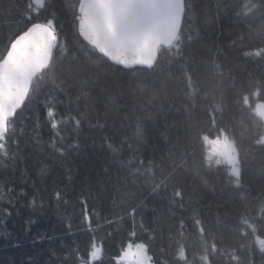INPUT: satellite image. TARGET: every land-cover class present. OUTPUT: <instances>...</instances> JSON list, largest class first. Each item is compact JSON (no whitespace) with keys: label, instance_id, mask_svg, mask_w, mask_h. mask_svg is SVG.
Listing matches in <instances>:
<instances>
[{"label":"snow or ice","instance_id":"1","mask_svg":"<svg viewBox=\"0 0 264 264\" xmlns=\"http://www.w3.org/2000/svg\"><path fill=\"white\" fill-rule=\"evenodd\" d=\"M10 7L15 17H0V165L27 175L26 154L37 153V178L61 174L50 199L33 179L28 206L35 211L37 197L41 210L72 198L81 205L92 244L68 247L63 260L103 264L95 233L120 225L147 237L135 244L136 264H264V105L250 103L264 93V0ZM252 55L260 59L249 63ZM4 191L0 215L10 216V178ZM132 247L122 244L111 264L135 255Z\"/></svg>","mask_w":264,"mask_h":264},{"label":"trees","instance_id":"2","mask_svg":"<svg viewBox=\"0 0 264 264\" xmlns=\"http://www.w3.org/2000/svg\"><path fill=\"white\" fill-rule=\"evenodd\" d=\"M67 2L71 3L72 0H67ZM12 4H14V0H0V17H3L5 14L15 17L16 10L14 7H10ZM5 10H7V13ZM65 32L69 34V38L71 39L70 26L65 28ZM245 51L255 53L258 49H245ZM259 59L260 58L256 55H252L249 58V63L256 62ZM263 99L264 93H261L259 98H257L256 95H252L250 100L252 108L256 109V102ZM128 103L131 107L136 101L133 97L129 96ZM176 120L178 121L179 117H176ZM172 122V118H170L169 123ZM178 127L179 124L177 123V128ZM93 135H95L98 140L99 134L94 133ZM173 138H175L174 133ZM44 139L45 141L49 139L47 127L44 130ZM88 142L91 143V141ZM199 148L202 151L204 150L202 142L200 143ZM97 155L101 158L98 162V166L103 167L104 154L97 152ZM40 160L41 157L37 153L26 154L25 163L28 168L27 175L21 173V168L5 170L3 166L0 165V181L10 178L12 184L16 188L15 207H10L12 214L10 216L0 215V264H28L26 258L29 255L34 257V264H69V262L63 260L68 247H76L78 245L82 252L90 250L93 233L89 232L87 226L81 223V205L75 200V198H72L71 202L67 205L61 203L58 210L54 202L51 207L46 205L45 208L41 210L39 207V197H37V207L35 211L28 206V202L34 194V188L32 186L33 179L37 180L36 187L40 189L46 198L49 199L53 194L54 188L61 183L62 177L59 172H54L52 176L47 179L36 177L35 173L38 168V161ZM221 171H224V169L222 168ZM21 190L27 192L28 195L26 197L19 195ZM8 199H10V196L6 191L0 192V208L8 206L6 203ZM31 219H34L35 223L26 225L25 221ZM69 223L73 226L71 234L65 235L68 231L66 226ZM95 226L96 219L94 217L93 227ZM26 227L28 228V231H25ZM114 228L116 229L114 234L108 235L113 232ZM131 231L132 229L130 227L125 229L120 225H114L112 228L107 226L100 227L95 233V244L100 246L103 241V264H111L109 257L117 254L122 244L126 246L130 242L141 243L146 240L147 237L142 231H137V237H132ZM5 233H11V236H6ZM37 236L44 237V239L41 242L33 244L32 241ZM47 236H61L66 247H61V241L59 239L50 241L46 238ZM13 241H18L21 244V247L13 248ZM154 247H156V245H154ZM52 250L56 252V257L51 256ZM151 254L152 253H149V255ZM191 258L190 251L189 259ZM197 264H202L198 258Z\"/></svg>","mask_w":264,"mask_h":264},{"label":"rangeland","instance_id":"3","mask_svg":"<svg viewBox=\"0 0 264 264\" xmlns=\"http://www.w3.org/2000/svg\"><path fill=\"white\" fill-rule=\"evenodd\" d=\"M130 251H131V253H134L135 254V255H132V254H130V255H132V257L134 258V260L137 261L138 260V256L141 255V254L138 253V250L135 248V246L132 247V249Z\"/></svg>","mask_w":264,"mask_h":264},{"label":"water","instance_id":"4","mask_svg":"<svg viewBox=\"0 0 264 264\" xmlns=\"http://www.w3.org/2000/svg\"><path fill=\"white\" fill-rule=\"evenodd\" d=\"M261 105H264V101H261V102L258 103L259 110H260V107L259 106H261Z\"/></svg>","mask_w":264,"mask_h":264},{"label":"bare ground","instance_id":"5","mask_svg":"<svg viewBox=\"0 0 264 264\" xmlns=\"http://www.w3.org/2000/svg\"><path fill=\"white\" fill-rule=\"evenodd\" d=\"M264 100V99H263ZM257 103V102H256Z\"/></svg>","mask_w":264,"mask_h":264}]
</instances>
